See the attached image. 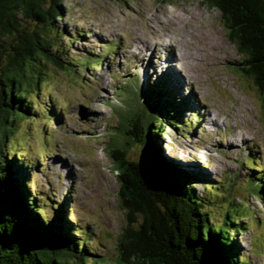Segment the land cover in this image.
I'll return each mask as SVG.
<instances>
[{
    "label": "rangeland",
    "instance_id": "obj_1",
    "mask_svg": "<svg viewBox=\"0 0 264 264\" xmlns=\"http://www.w3.org/2000/svg\"><path fill=\"white\" fill-rule=\"evenodd\" d=\"M60 11L52 20L60 37L50 35L67 68L46 64L39 89L26 94L30 114L6 143L21 169L29 164L27 188L47 215L65 203L68 220L86 233L87 264H119L125 215L108 148L123 143L116 125L141 110L144 90L162 83L180 122L161 115L156 141L195 176L217 225L231 199L233 241L250 264H264V197L256 190L259 177L264 196V104L219 11L201 0H64ZM143 147L132 143L128 157L140 160Z\"/></svg>",
    "mask_w": 264,
    "mask_h": 264
},
{
    "label": "trees",
    "instance_id": "obj_2",
    "mask_svg": "<svg viewBox=\"0 0 264 264\" xmlns=\"http://www.w3.org/2000/svg\"><path fill=\"white\" fill-rule=\"evenodd\" d=\"M63 1L0 0V264L89 261L86 233L68 220L65 203L56 202L48 216L40 196L27 188L29 164L21 169L20 158L8 155L6 148L20 118L31 112L26 94L39 89L46 64L67 68L52 50L55 42L50 35L60 37L52 20L61 16ZM201 2L219 11L228 40L243 59L240 68L253 77L264 104V0ZM144 91L141 110H133L116 125L123 143L108 148L125 215L118 263L250 264L233 241L239 230L231 199H226L224 218L217 225L193 186L195 176L175 165L155 139L164 130L161 115H166L169 125L180 122L179 106L170 100L173 93L162 83ZM132 143L145 147L140 160L128 157ZM256 181L258 196L264 197L263 180ZM210 187L217 193L213 190L217 185Z\"/></svg>",
    "mask_w": 264,
    "mask_h": 264
},
{
    "label": "bare ground",
    "instance_id": "obj_3",
    "mask_svg": "<svg viewBox=\"0 0 264 264\" xmlns=\"http://www.w3.org/2000/svg\"><path fill=\"white\" fill-rule=\"evenodd\" d=\"M171 57V56H170ZM169 61V59H167ZM166 70L169 69V66H165ZM170 68H171V65H170ZM171 70V69H170ZM173 74H174V79L175 81H178L180 83V85L182 86L183 85V78L181 76H179L175 71H173ZM191 96V95H190ZM211 121V120H210ZM213 121L210 122L213 124ZM185 148V147H184Z\"/></svg>",
    "mask_w": 264,
    "mask_h": 264
}]
</instances>
